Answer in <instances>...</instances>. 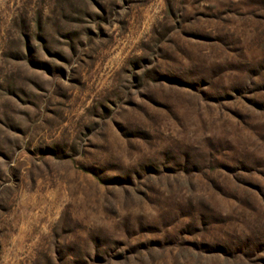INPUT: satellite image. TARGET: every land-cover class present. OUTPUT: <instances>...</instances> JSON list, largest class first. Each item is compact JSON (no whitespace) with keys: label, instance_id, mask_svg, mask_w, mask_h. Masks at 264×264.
I'll return each mask as SVG.
<instances>
[{"label":"rangeland","instance_id":"rangeland-1","mask_svg":"<svg viewBox=\"0 0 264 264\" xmlns=\"http://www.w3.org/2000/svg\"><path fill=\"white\" fill-rule=\"evenodd\" d=\"M0 264H264V0H0Z\"/></svg>","mask_w":264,"mask_h":264}]
</instances>
